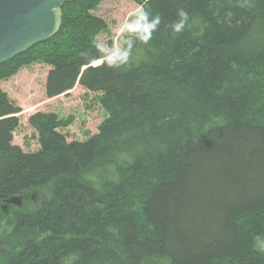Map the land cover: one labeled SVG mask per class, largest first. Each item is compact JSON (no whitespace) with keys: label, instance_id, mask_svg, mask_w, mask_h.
Instances as JSON below:
<instances>
[{"label":"trees","instance_id":"trees-1","mask_svg":"<svg viewBox=\"0 0 264 264\" xmlns=\"http://www.w3.org/2000/svg\"><path fill=\"white\" fill-rule=\"evenodd\" d=\"M104 1L65 3L55 36L0 65L1 82L42 62L47 97L78 84L107 114L69 141L70 118L36 112L25 151L0 87V264H264V0H137L162 22L120 69L95 64Z\"/></svg>","mask_w":264,"mask_h":264},{"label":"rangeland","instance_id":"rangeland-1","mask_svg":"<svg viewBox=\"0 0 264 264\" xmlns=\"http://www.w3.org/2000/svg\"><path fill=\"white\" fill-rule=\"evenodd\" d=\"M140 8L144 9V5L137 0L102 2L94 14L106 21L108 29L98 36L99 42L106 49L109 48L110 42L119 45L121 37L127 35L123 25L133 19ZM49 69L48 65L35 62L0 82V87L21 108L20 126L15 132L14 141L25 151H35L39 148L37 133L28 121L36 112H55L63 119L70 118L69 125L61 129L69 141L86 140L98 133L99 125L107 115L99 103L101 93L90 92L78 84L67 94L47 97L45 82Z\"/></svg>","mask_w":264,"mask_h":264},{"label":"water","instance_id":"water-1","mask_svg":"<svg viewBox=\"0 0 264 264\" xmlns=\"http://www.w3.org/2000/svg\"><path fill=\"white\" fill-rule=\"evenodd\" d=\"M73 1L0 0V65L55 36L62 24V6ZM22 202L19 197L7 200L16 205Z\"/></svg>","mask_w":264,"mask_h":264},{"label":"clouds","instance_id":"clouds-1","mask_svg":"<svg viewBox=\"0 0 264 264\" xmlns=\"http://www.w3.org/2000/svg\"><path fill=\"white\" fill-rule=\"evenodd\" d=\"M177 16L178 20L170 25L174 34L182 33L189 20V15L183 8L178 9ZM161 22L162 17L160 15L152 17L143 8L138 9L134 14V18L123 25L127 35L121 37L119 45H113L111 48L106 49L102 43L95 44L97 51L100 53L99 59L109 68L120 69L126 66L132 60L135 41L139 40L144 44H148Z\"/></svg>","mask_w":264,"mask_h":264}]
</instances>
